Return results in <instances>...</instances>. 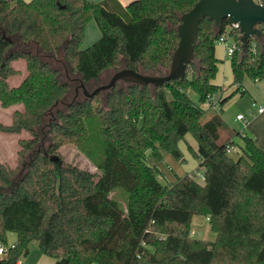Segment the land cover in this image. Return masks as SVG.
Segmentation results:
<instances>
[{"label":"trees","instance_id":"16d2710c","mask_svg":"<svg viewBox=\"0 0 264 264\" xmlns=\"http://www.w3.org/2000/svg\"><path fill=\"white\" fill-rule=\"evenodd\" d=\"M197 1L0 0V104L23 106L11 124L0 122V131H28L21 155L33 154L20 178L0 159V245L9 246L0 264H18L33 241L63 264H264V149L229 129L222 116L229 99L247 92L245 76L264 78V42L251 39L243 53L239 29L228 31L239 47L230 56L235 90L226 96L215 83L216 43L230 22L216 31L206 17L184 78L158 86L119 82L55 110L71 84L46 54L62 53L87 86L123 67L166 74L181 15ZM92 18L101 36L84 48ZM19 59L28 75L11 87L8 79L19 73L12 61ZM215 94L220 111L204 108ZM49 113L55 117L45 144ZM188 133L198 142L197 150L189 149L204 179L186 173L170 180L159 165L163 152L184 162L179 143ZM236 133L244 143L237 155L227 152ZM66 144L79 148L99 173L65 162L59 149ZM118 187L128 193L125 208L111 196ZM195 215L208 217L214 241L192 235ZM11 232L17 235L13 247Z\"/></svg>","mask_w":264,"mask_h":264},{"label":"rangeland","instance_id":"374dc122","mask_svg":"<svg viewBox=\"0 0 264 264\" xmlns=\"http://www.w3.org/2000/svg\"><path fill=\"white\" fill-rule=\"evenodd\" d=\"M101 36L100 29L97 25V22L94 18L90 19L86 25L85 30V39L83 42L84 48L91 46L94 42H96ZM216 55L222 59L221 64L219 65V71L216 76L217 82L223 86L221 90L224 91V95H229L235 90V86L232 85L233 82V69L231 65L230 57L227 55L225 46L218 42L216 43ZM45 58L50 61V63L57 67L60 71V77L71 84V90L68 96L64 99L63 102L59 103L55 110L61 108L66 109L69 106V103L73 100L74 96L76 95V88L80 85L81 76L65 61L63 54L59 53L58 55L54 56L52 54H46ZM21 66V65H20ZM19 66V67H20ZM23 68V67H21ZM113 70L105 72L101 79L98 82H92L90 89H94L99 85L105 84L109 81L111 76L113 75ZM23 74L19 72V74L10 77L8 80L11 85L12 79L18 78ZM244 86L248 89V92L241 95L240 93L235 94L228 102L222 107V116L226 123V126L231 130L236 131H243L247 129L243 121H236V116L238 114L249 115V111L252 110V103L254 101V97L251 95V91L255 94V99L257 104L262 105L264 104V78L261 80H255L250 76H245L244 78ZM190 97L196 101H200V96L198 93L194 92L193 90L188 91ZM84 94L82 89L79 88V95L77 99H82ZM13 107L4 108L1 106L0 108V122L5 124H10L12 121L11 112L13 111ZM204 108L210 106L203 105ZM22 108V106H21ZM207 108V109H209ZM220 108H212L213 111H220ZM9 111V112H8ZM54 111V110H53ZM208 112L205 115V118L210 114ZM54 115V116H53ZM55 117V113H49L46 117V120L43 124L42 132L43 134L46 133L48 129V124L51 121V118ZM250 120V118H248ZM224 130L222 133L224 134ZM45 136V144L48 143V138ZM233 141L235 143L244 146L243 140L241 136L234 135ZM31 137V134L23 130L21 133H6L0 131V159L3 163L7 164L10 168L17 170L16 177L20 178L22 173L25 171L29 161H30V154L32 152H28L21 155L22 146L20 141L22 139H28ZM196 139L191 133H188L184 139H182L179 143L180 148L182 149L185 160L184 162L174 159L170 154L163 152V161L159 163L162 171L165 175L170 179L174 180L175 175H184L186 173L191 175H196L201 172V168L199 167V160L192 154L189 149V145H193L194 147L197 145ZM60 154L64 158V161L67 163H72L79 165L83 169H88L95 173H99L96 166L90 161V159L74 144H66L59 149ZM239 152V151H238ZM236 152L235 155L238 154ZM241 152V151H240ZM198 180L201 181L198 177ZM111 196L115 199L116 202L119 203L120 206L124 208L127 206L129 201L128 193L122 187L115 188L111 192ZM194 230L196 233V237L204 238L209 241H214L217 237L216 233L213 231L209 220L204 215H197L194 218L193 225H191V231ZM14 237L16 234L13 232L9 233L7 236V242L11 245L14 241ZM38 244V241H33L32 245L35 246Z\"/></svg>","mask_w":264,"mask_h":264},{"label":"water","instance_id":"95a60500","mask_svg":"<svg viewBox=\"0 0 264 264\" xmlns=\"http://www.w3.org/2000/svg\"><path fill=\"white\" fill-rule=\"evenodd\" d=\"M206 17L213 21L216 31L223 29L226 20L238 24L243 53L248 51L251 39L256 38L261 44L264 42V33L259 27L264 24V0H261V3L254 0H198L188 12L181 15V22L177 26L180 40L177 48L173 51L172 61L166 74H150L134 68L123 67L115 71L107 83L99 85L93 90H90L80 79L76 94L81 88L85 97L92 98L99 92L113 89L119 82L158 86L170 80L184 78L189 64L195 59L194 45L199 40L201 21ZM4 37L11 41L6 31ZM58 104L59 102L55 103V105ZM45 154L47 155V152ZM51 159L58 160L56 156H52ZM32 160L33 154H30L29 163Z\"/></svg>","mask_w":264,"mask_h":264},{"label":"crops","instance_id":"0c3cea01","mask_svg":"<svg viewBox=\"0 0 264 264\" xmlns=\"http://www.w3.org/2000/svg\"><path fill=\"white\" fill-rule=\"evenodd\" d=\"M90 1H93V2H100L102 0H90ZM132 0H119V2L126 6L127 4H129ZM101 32V31H100ZM224 46H225V49H226V52H227V44L225 43H222ZM84 47V46H83ZM35 51H38V48H35ZM217 56V55H216ZM217 58L220 60V63L219 65L221 64L222 62V59H220L218 56ZM12 65L15 69L19 70V72H21L23 75L18 77V78H14L12 79V83L14 85H11L10 82V86L11 87H17L19 86L23 80L25 79V77L28 75V69H27V64H26V61L24 59H19V60H14L12 61ZM21 65V66H20ZM20 66V67H19ZM23 67V68H21ZM19 74V73H18ZM15 76V75H14ZM12 77V76H11ZM9 81V80H8ZM215 83L217 85H220L217 80L215 79ZM221 86V85H220ZM223 87V86H222ZM247 92H248V89L246 88ZM251 95L252 97H254V101L253 102H257L256 99H255V94L251 91ZM253 104V103H252ZM264 105V104H262ZM16 106L14 108L13 111H10L11 112V117H12V114L13 112L16 110V109H22L21 106L22 105H14ZM13 107V106H11ZM23 107V106H22ZM0 108H1V104H0ZM10 108V107H9ZM7 108V109H9ZM9 112V111H8ZM247 116V115H246ZM248 118H250L248 124H247V129H245V134L253 137L255 143L257 144L258 147L264 149V112L263 113H257L255 108L252 107V110L249 111V115L247 116ZM236 121H239L236 119ZM12 123V121H11ZM10 123V124H11ZM5 124V123H4ZM240 132V131H239ZM238 133H236L235 135H237ZM240 136V135H239ZM235 136L232 137V139L234 138ZM242 138V137H241ZM243 140V139H242ZM197 141V140H196ZM197 145L194 147L193 145H191L195 150H197L198 148V142H196ZM236 146H237V152L240 153V144L236 143ZM185 157V156H184ZM186 159V158H185ZM197 215L193 216V219H192V222H191V225H193V221H194V218L196 217ZM207 217V216H206ZM208 219V217H207ZM209 220V219H208ZM192 232V235L195 236L196 233L194 232V230L191 231ZM13 233V232H12ZM14 242L12 244H14L17 240V235L16 237L13 238ZM204 239V238H203ZM11 244V245H12ZM5 255L3 256H0V258H3ZM64 261L63 259H57V258H53L51 256H48L46 254H44L42 252V250L40 249L39 247V244L33 246L32 243L30 245V252L28 255L26 256H23L20 258V260L18 261V264H63Z\"/></svg>","mask_w":264,"mask_h":264},{"label":"built area","instance_id":"2783aa9c","mask_svg":"<svg viewBox=\"0 0 264 264\" xmlns=\"http://www.w3.org/2000/svg\"><path fill=\"white\" fill-rule=\"evenodd\" d=\"M257 3H261V0H254ZM259 27L262 29V32L264 33V24L259 25ZM232 28H237L239 29V25L238 24H234V23H230V26L227 27V33L223 34L221 37H219L218 42L220 43H225L227 44V55L230 57L235 50L238 49V43L236 41H234L233 39H231L230 37L227 36L228 31ZM206 106H212L213 108H220V104H219V99H218V95H210L207 99V102L205 103ZM252 107L255 108L257 113H263L264 112V105H259L257 104V102H253ZM236 119L239 121H243L245 126H247L249 120L248 117L243 115V114H238L236 116ZM241 133H243V135L245 134V130H243ZM232 139L231 142L229 143L228 147H227V152L230 154H235L237 152V146L232 143ZM198 177H200L201 179H204V175L202 172L198 173ZM12 247L14 246V244L11 245ZM9 249V246H5L3 244L0 245V256L6 255L7 251Z\"/></svg>","mask_w":264,"mask_h":264},{"label":"flooded vegetation","instance_id":"af4514ba","mask_svg":"<svg viewBox=\"0 0 264 264\" xmlns=\"http://www.w3.org/2000/svg\"><path fill=\"white\" fill-rule=\"evenodd\" d=\"M115 71H116V70H113V72H115ZM99 80H100V79H99ZM99 80H97V81H95V82H98ZM90 85H91V84H90ZM90 85L88 86L89 89L92 88ZM91 90H93V89H91ZM78 95H79V93L76 94V95L74 96L73 100L77 99Z\"/></svg>","mask_w":264,"mask_h":264}]
</instances>
